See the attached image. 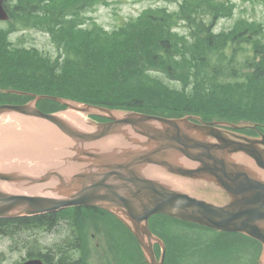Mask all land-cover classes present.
<instances>
[{
	"label": "water",
	"instance_id": "water-1",
	"mask_svg": "<svg viewBox=\"0 0 264 264\" xmlns=\"http://www.w3.org/2000/svg\"><path fill=\"white\" fill-rule=\"evenodd\" d=\"M7 18L0 0V20ZM31 96L22 104H0V116L36 122L18 150L0 148V217L100 207L135 234L148 264H163L153 252L157 238L148 218L164 213L259 240L257 262L264 264V134L232 130L255 129L257 123L207 122L195 115L167 117ZM43 98L66 107L44 112L36 106Z\"/></svg>",
	"mask_w": 264,
	"mask_h": 264
},
{
	"label": "trees",
	"instance_id": "trees-1",
	"mask_svg": "<svg viewBox=\"0 0 264 264\" xmlns=\"http://www.w3.org/2000/svg\"><path fill=\"white\" fill-rule=\"evenodd\" d=\"M96 1L4 0L10 19L6 26L0 24V86L150 114L252 121L264 132L262 26L239 20L228 30L215 31L212 21L203 27L195 21L190 35L176 30L181 14L198 16L197 8L204 9L206 4L210 8L201 17L231 16L234 5L230 0L198 4L187 0L185 8L171 12L148 7L112 30L86 24L88 9L84 7ZM30 28L49 34L55 56L33 46H17L10 39L12 32ZM28 98L0 94V102ZM37 104L43 111L64 108L51 99ZM83 210L76 206L0 218V233L9 236L16 247L27 248V257H41L46 264H84L82 256H73L82 250ZM60 227L69 235L44 252L36 250V233Z\"/></svg>",
	"mask_w": 264,
	"mask_h": 264
},
{
	"label": "rangeland",
	"instance_id": "rangeland-1",
	"mask_svg": "<svg viewBox=\"0 0 264 264\" xmlns=\"http://www.w3.org/2000/svg\"><path fill=\"white\" fill-rule=\"evenodd\" d=\"M230 1L234 5L231 16L222 14L217 20L210 19L208 15L201 17V12L210 8L209 5L206 4L204 9L197 8L199 12L198 16L192 17L188 14H181L177 21V25L179 26L178 30L182 31L183 34L190 35V33L194 31L192 25H195V21H201L203 23L202 27L212 21V23H215L216 31L227 30L239 20L254 21L261 24L264 28V0ZM200 2L201 0H196L197 4ZM187 4V0H97L95 4L93 3L92 5L84 7V9H88V11L84 13L87 16V24L97 23L103 28L111 30L124 21L136 17L145 8L151 7L152 9H157L160 7L166 8L171 12L178 10L179 7L185 8ZM70 8L72 11L75 10L74 6L70 5ZM184 16L189 19H181ZM0 24L4 26L7 25L5 22L1 21ZM10 38L17 46H33L46 55L51 56H55L57 53L55 45L48 33L40 29H19L11 33ZM0 88H6V86H0ZM5 93L11 92L0 91V94L5 95ZM10 102L22 103L23 101H8L3 99L0 104ZM230 121L236 122V120ZM35 123L36 122L32 118H22L16 115L0 116V142H2L0 148L5 151L18 150L21 140H23ZM260 131L262 130L260 129ZM252 133L255 132L253 131ZM171 227L178 231L179 237L182 236L181 240L182 238L185 240L184 235H182L183 231H191V229H188L184 224L175 221L164 220L162 221V226H160L161 229L166 230ZM81 228L85 235L86 264H141L139 261L143 260V258L137 242L132 240L126 232L122 231L123 229L121 226L112 220L110 216L84 212ZM192 228L197 230L191 232L197 236L195 245L198 246L202 256L213 257L215 253L229 251L232 253L231 258H235V254L240 252L247 253L246 250L256 247L252 242L241 238L233 237L232 239L224 238L220 240L218 239V234L215 232L209 233L204 232L203 229L200 228ZM68 235V231L62 227L54 231L36 233V236H38V243L35 245L36 250L44 252L47 248L61 242L62 239ZM188 248L189 243L182 241L179 253L171 256L173 261L171 264H182L181 260L183 259L181 257L189 251ZM137 249H139L141 257H139ZM25 256L26 250L23 249V247L20 245L16 247L9 236L0 234V264H15L23 260ZM76 256L81 257V252H76L75 257Z\"/></svg>",
	"mask_w": 264,
	"mask_h": 264
},
{
	"label": "flooded vegetation",
	"instance_id": "flooded-vegetation-1",
	"mask_svg": "<svg viewBox=\"0 0 264 264\" xmlns=\"http://www.w3.org/2000/svg\"><path fill=\"white\" fill-rule=\"evenodd\" d=\"M98 212V211H94ZM175 221L178 223L184 224V226H187L188 229H191V231H197L194 228L197 229H203L204 232H209L213 233L215 232L218 234V239H232L233 237L241 238L244 240H247L249 242H252L256 247L250 248V250H246L247 253H238L235 254V258H231L232 253L227 251V252H220V253H215L214 256H202V254L199 251L198 246L195 245L196 243V234L192 233L191 231H183L182 235H184L185 240L181 237H179V233L177 230H174L173 227L169 228L168 230L166 229H161L160 226H162V221ZM149 227L151 229V232L155 234L157 237H159L165 245V254H164V262L165 264H171L173 263L171 256L172 255H177L179 251L181 250V244L182 241H186L189 243V248L188 252L182 256L181 260L182 264H259L258 257L262 249V245L255 239L250 238L249 236L239 233V232H229V231H221L215 228H209V227H203L202 225L193 223V222H188V221H183V220H178L175 218H169L164 215H154L149 218ZM123 229V228H122ZM126 232L130 238L133 240L135 239L134 235L131 233L129 234L126 230H122ZM186 232V233H185ZM136 240V239H135ZM206 242V241H204ZM181 243V244H180ZM161 242L157 239L153 240V247L155 254L158 258H160L162 249H161ZM139 245V244H138ZM257 248V249H256ZM138 250L139 257L140 251L142 252L141 248L140 251ZM143 254V252H142ZM139 263H142V260L139 261Z\"/></svg>",
	"mask_w": 264,
	"mask_h": 264
},
{
	"label": "bare ground",
	"instance_id": "bare-ground-1",
	"mask_svg": "<svg viewBox=\"0 0 264 264\" xmlns=\"http://www.w3.org/2000/svg\"><path fill=\"white\" fill-rule=\"evenodd\" d=\"M117 27V26H116ZM199 116H201V115H199Z\"/></svg>",
	"mask_w": 264,
	"mask_h": 264
}]
</instances>
